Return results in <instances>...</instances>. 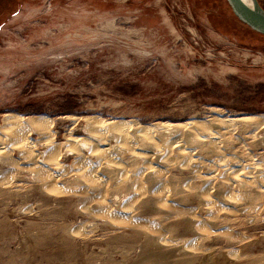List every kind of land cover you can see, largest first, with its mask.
<instances>
[{
    "label": "rangeland",
    "instance_id": "rangeland-1",
    "mask_svg": "<svg viewBox=\"0 0 264 264\" xmlns=\"http://www.w3.org/2000/svg\"><path fill=\"white\" fill-rule=\"evenodd\" d=\"M257 2L264 8V0ZM5 114L50 119L56 144H94L89 117L126 121L131 130L264 119V36L238 22L226 0H0V128ZM152 131L151 143L176 137L202 162L217 160L186 141L185 132ZM214 131L230 151L223 158L248 155L250 164L264 165V133L255 124ZM113 136L103 137L111 157L81 152L79 169L85 162L90 169L56 184L58 196H45L34 170L11 176L12 168H24L13 163L17 151L0 158V264H264L261 197L235 186L244 212L224 215L228 201L213 190L210 222L199 199L203 187L178 157L168 166L156 158L146 164L151 175L161 170L159 188L142 173L144 160L117 152L124 148ZM132 145L151 154L142 143ZM33 151L39 159L47 148ZM60 152L59 163L71 170L81 160ZM93 179V186L84 184ZM105 207L123 213L106 217ZM196 225L208 233H197Z\"/></svg>",
    "mask_w": 264,
    "mask_h": 264
},
{
    "label": "bare ground",
    "instance_id": "bare-ground-1",
    "mask_svg": "<svg viewBox=\"0 0 264 264\" xmlns=\"http://www.w3.org/2000/svg\"><path fill=\"white\" fill-rule=\"evenodd\" d=\"M86 122L88 126V134L92 138L98 137L96 138L97 140L94 144H90L88 141H85L81 138H69L64 143L56 144L51 140L52 138L50 129L52 127V121L50 119L46 117L25 118L13 114H5L2 117V125L0 128V158H8L9 156L11 157V155L15 151H17L19 158L17 159V162L13 163H15V166L22 165L24 166V168H12L10 171L11 176H13L15 172L29 173L30 176H33L34 173L32 174L30 171L34 170L36 171V173H41L39 184L41 186V190L44 192V194H46L45 196H58L62 194V190H60L59 187L55 186L56 184L59 185V182H61V180L66 177H72L74 180H77L78 178H80L82 171L87 170V166H89L90 169V165H88L89 163L87 162H85V164H82L83 167L79 169V164L85 160L82 159L84 158V156L81 154V152L87 151L89 153H97L102 157H111L112 148L104 145L103 138L110 134L116 137L117 145L124 148L117 152L121 153L122 155H125L126 153L130 155L134 152V155L140 157V159L146 162H144V165L142 167V173L147 174V176L156 181L157 187L159 186V188H162V174L160 172L161 170L157 171L154 175H151L152 170H150L146 164L148 162H151L153 158H156L159 162L164 163L162 164L163 166H168L170 163H172L174 157H178V159L181 160L179 166L186 167V169L189 168L190 172L192 173L191 179L199 181L203 187L202 191L198 194L200 196L199 199L202 200V205L208 211V220L210 222L216 221L212 217L214 216V214H211V198L208 196V194L213 190H222L223 193L219 197V200L228 201L227 210L223 211L224 215L244 212L245 206L241 204L240 199L236 197L235 194H233V190H230L235 186H239L246 191L250 190L257 196L261 197L262 200H264V165L250 164L247 159L248 155L247 158H243L242 156L240 157L241 160H237L235 162H230L229 159L223 158L224 154H230V151L226 150L222 146L219 137L216 136L217 133H215L214 131L215 129L229 130L231 128H234L237 124L251 123L255 124L257 131H261L264 133V119L259 116H249L228 120L212 119L208 124L198 121H189L182 124L157 123L156 125L139 127L135 130H131V123L126 121L106 122L95 117H89L86 119ZM159 129L170 131L173 133V135L176 136L185 132L186 134L184 136V139L186 141H189L191 143H198L200 149L205 150L209 154V156L217 157V160L215 162H202V160L195 158L192 155L190 147H179V140L176 137L173 140H170L169 143H166L164 145H156L154 143H151V139L155 138L152 130L157 131ZM34 134L36 136V140L32 141L30 140V138L31 135ZM7 140L11 141V144L4 146L3 144H6L5 141ZM132 141H135L139 144H144L147 147V150L151 151V154L143 155L140 152H135L137 150L133 148ZM262 142L264 143V137L258 142L260 143L259 145H262ZM39 145H44L47 148V151L46 154L41 153L38 159L33 150L36 149ZM98 147L99 149H96ZM60 149L64 150L65 156L67 155L74 157V155H77V157H79L78 159H81L77 162L78 165H75L76 167L73 170L69 168L70 166L64 167L59 163L60 160L58 159L61 155ZM38 150L40 151L41 149ZM115 151L116 150H114V152ZM165 160L168 163H165ZM25 165H27V167ZM203 167L205 168L206 173H197L198 169ZM233 169L234 171L232 172ZM4 180L5 179L3 177L0 182H4ZM85 183L87 186H93L96 181L94 179L92 181L86 180L84 184ZM132 183H134V179H132L131 185ZM15 186L16 187L13 188L19 190L24 187V185L20 183ZM122 213L123 212L121 211L109 210L108 208H106L105 210L106 217L111 218H114L116 215H121ZM250 214L252 213L250 212ZM97 218L98 217H96V219ZM206 223H208L207 220ZM79 231L80 229H76L73 232L72 236L76 237ZM195 231L200 234L207 232L199 225H196ZM227 255L234 257V254L232 253ZM251 264L261 263L259 261H254Z\"/></svg>",
    "mask_w": 264,
    "mask_h": 264
},
{
    "label": "water",
    "instance_id": "water-1",
    "mask_svg": "<svg viewBox=\"0 0 264 264\" xmlns=\"http://www.w3.org/2000/svg\"><path fill=\"white\" fill-rule=\"evenodd\" d=\"M248 1V3H247ZM226 0L233 16L251 31L264 36V10L257 0Z\"/></svg>",
    "mask_w": 264,
    "mask_h": 264
},
{
    "label": "trees",
    "instance_id": "trees-1",
    "mask_svg": "<svg viewBox=\"0 0 264 264\" xmlns=\"http://www.w3.org/2000/svg\"><path fill=\"white\" fill-rule=\"evenodd\" d=\"M258 1V0H257ZM258 4L260 5V3L258 2ZM261 8L264 10V8L261 6ZM239 22V21H238Z\"/></svg>",
    "mask_w": 264,
    "mask_h": 264
}]
</instances>
